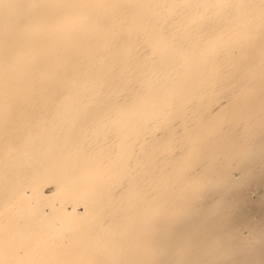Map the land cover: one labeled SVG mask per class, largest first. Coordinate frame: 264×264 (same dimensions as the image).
Masks as SVG:
<instances>
[{
    "label": "bare ground",
    "instance_id": "1",
    "mask_svg": "<svg viewBox=\"0 0 264 264\" xmlns=\"http://www.w3.org/2000/svg\"><path fill=\"white\" fill-rule=\"evenodd\" d=\"M0 264H264V0H0Z\"/></svg>",
    "mask_w": 264,
    "mask_h": 264
},
{
    "label": "rangeland",
    "instance_id": "2",
    "mask_svg": "<svg viewBox=\"0 0 264 264\" xmlns=\"http://www.w3.org/2000/svg\"><path fill=\"white\" fill-rule=\"evenodd\" d=\"M251 197H252V198H255V197H256V194H255V193H253V194L251 195Z\"/></svg>",
    "mask_w": 264,
    "mask_h": 264
}]
</instances>
